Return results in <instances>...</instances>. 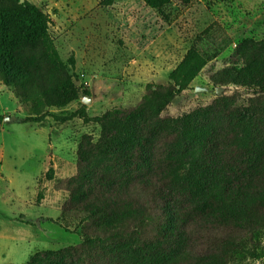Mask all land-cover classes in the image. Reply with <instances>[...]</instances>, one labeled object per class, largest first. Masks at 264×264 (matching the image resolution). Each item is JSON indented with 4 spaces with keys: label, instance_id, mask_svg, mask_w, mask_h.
<instances>
[{
    "label": "trees",
    "instance_id": "obj_1",
    "mask_svg": "<svg viewBox=\"0 0 264 264\" xmlns=\"http://www.w3.org/2000/svg\"><path fill=\"white\" fill-rule=\"evenodd\" d=\"M141 1L161 11L171 0ZM49 22V15L28 0H0V83L26 112L18 121L78 118L96 124L99 134L80 137L75 173L55 184L67 192L60 217L75 225L53 222L81 242L33 253L24 264L257 260L264 243V42H249L230 66L208 75L213 86L252 93L242 100L236 92L221 94L196 109L183 130L203 136L195 148L184 149L162 112L210 57L192 45L167 82L147 83L134 105L113 106L95 116L84 105L55 114L49 110L79 97L70 73L73 56L63 61L48 50ZM42 196L38 192L36 201Z\"/></svg>",
    "mask_w": 264,
    "mask_h": 264
},
{
    "label": "rangeland",
    "instance_id": "obj_2",
    "mask_svg": "<svg viewBox=\"0 0 264 264\" xmlns=\"http://www.w3.org/2000/svg\"><path fill=\"white\" fill-rule=\"evenodd\" d=\"M28 1L49 15V52L63 61L72 55L75 62L70 73L79 98L64 108H51V113L63 115L84 105L86 113L95 116L113 106L134 105L147 83L167 82L192 45L211 59L162 112L184 149L195 148L203 136L198 130H183L196 109L221 94L236 92L242 100L252 93L245 87L213 86L208 75L230 66L249 42H264V0H192L186 5L171 0L161 11L141 0H114L111 5L102 0ZM84 90L91 98L87 105L81 102ZM25 115L0 83V264H24L33 253L80 238L53 222L75 225L60 217L67 192L55 184L75 173L80 137L99 134L96 124L78 118L58 122L47 117L42 124L18 121ZM40 191L43 196L37 202ZM258 254L257 260L243 262L264 264L263 242Z\"/></svg>",
    "mask_w": 264,
    "mask_h": 264
},
{
    "label": "water",
    "instance_id": "obj_3",
    "mask_svg": "<svg viewBox=\"0 0 264 264\" xmlns=\"http://www.w3.org/2000/svg\"><path fill=\"white\" fill-rule=\"evenodd\" d=\"M21 2L23 1V0H20ZM81 102L83 103V104H85V105H87V104H90V102H91V98H90V96H88V95H83L82 97H81Z\"/></svg>",
    "mask_w": 264,
    "mask_h": 264
},
{
    "label": "crops",
    "instance_id": "obj_4",
    "mask_svg": "<svg viewBox=\"0 0 264 264\" xmlns=\"http://www.w3.org/2000/svg\"><path fill=\"white\" fill-rule=\"evenodd\" d=\"M79 238V237H78ZM79 240V241H78ZM75 243H71L69 245H75V244H78L80 242V238L78 239ZM29 258V257H28ZM27 261V260H26Z\"/></svg>",
    "mask_w": 264,
    "mask_h": 264
}]
</instances>
